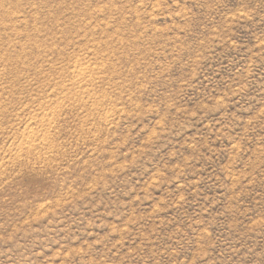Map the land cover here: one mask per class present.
<instances>
[{"label": "rangeland", "instance_id": "rangeland-1", "mask_svg": "<svg viewBox=\"0 0 264 264\" xmlns=\"http://www.w3.org/2000/svg\"><path fill=\"white\" fill-rule=\"evenodd\" d=\"M0 264H264V0H0Z\"/></svg>", "mask_w": 264, "mask_h": 264}]
</instances>
